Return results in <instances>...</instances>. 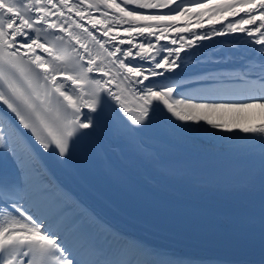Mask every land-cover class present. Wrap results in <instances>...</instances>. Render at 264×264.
Here are the masks:
<instances>
[{"label": "snow or ice", "instance_id": "1", "mask_svg": "<svg viewBox=\"0 0 264 264\" xmlns=\"http://www.w3.org/2000/svg\"><path fill=\"white\" fill-rule=\"evenodd\" d=\"M225 36L256 59L182 74L220 63L196 51ZM226 84L264 87V0H0V264H264V167L259 205L239 226L258 225L259 249L225 260L116 232L54 180L33 146L61 164L78 149L105 159L111 147L121 162L106 160L109 174L131 185L130 161L171 171L147 137L156 120L264 143V96L208 99Z\"/></svg>", "mask_w": 264, "mask_h": 264}, {"label": "bare ground", "instance_id": "2", "mask_svg": "<svg viewBox=\"0 0 264 264\" xmlns=\"http://www.w3.org/2000/svg\"><path fill=\"white\" fill-rule=\"evenodd\" d=\"M231 39L233 37L225 36L203 42L204 47L196 51L197 59L201 56L224 59L220 63L198 64L186 69V72L182 74L202 71L210 67L221 68L232 61H237L243 66L246 64L241 60L243 55L254 56L256 59V54L249 51L243 41L238 46L222 43V41ZM190 62V60L186 61V63ZM201 91L197 89L193 94ZM246 95L247 97L243 96V98H231L219 93L210 95L208 99L240 102L249 97L264 96V91L259 90V93L251 91ZM147 137L158 151L161 162L170 167L171 171L167 175L161 176L153 165L130 161L129 170L137 178L136 182L130 185L117 181L109 174L105 161L110 160L113 165H119L121 162L117 154L111 151V147H107L105 159H100L94 154H89L88 157L96 165L107 184L113 185L117 190L140 203L148 205L150 209L153 204L162 212L164 209L175 210L176 213L182 212L187 217H198L204 221H221L222 217L231 214V212L215 213L217 210L226 209V205L220 198L206 193L207 191L216 194L217 197L218 195L227 196L232 201L230 204L235 207L233 209L245 210L254 207L252 202L242 205L239 202L249 198L250 193L260 186L261 171L264 167V143L256 135L216 132L207 125L200 130H197L196 126H192L190 131L173 130L156 120L148 131ZM115 143L118 142L106 138V145ZM33 146L40 152L42 166L48 170L54 180L82 207L116 232L134 239L138 237L140 241L153 247H166L176 251L180 249L178 246L186 241L187 237L166 234L145 221L135 222L133 218L126 217L110 201L100 196L99 192L87 181L76 173L74 174L65 164L58 162L54 155L43 152L34 142ZM144 176L153 177V182H145ZM206 209H209L210 215L202 218L203 215L200 212ZM259 244L254 242L253 245L259 248ZM212 245L221 249V251H214L215 253L230 256L228 247ZM182 249L195 252V248L191 246Z\"/></svg>", "mask_w": 264, "mask_h": 264}, {"label": "rangeland", "instance_id": "3", "mask_svg": "<svg viewBox=\"0 0 264 264\" xmlns=\"http://www.w3.org/2000/svg\"><path fill=\"white\" fill-rule=\"evenodd\" d=\"M0 155H6V153H3L2 150H0ZM9 163H11L10 158H9ZM129 223H130V222H129ZM131 223H132V222H131ZM131 223H130V224H131Z\"/></svg>", "mask_w": 264, "mask_h": 264}]
</instances>
